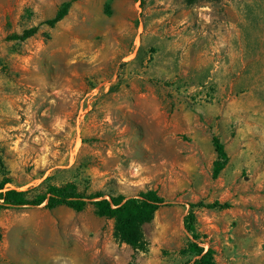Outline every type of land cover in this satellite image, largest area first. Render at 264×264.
Wrapping results in <instances>:
<instances>
[{
    "label": "rangeland",
    "instance_id": "obj_1",
    "mask_svg": "<svg viewBox=\"0 0 264 264\" xmlns=\"http://www.w3.org/2000/svg\"><path fill=\"white\" fill-rule=\"evenodd\" d=\"M2 182L172 206L146 251L93 205L0 210V264H187L194 234L217 264H264V0H0ZM216 201L232 207L196 208L190 231V205Z\"/></svg>",
    "mask_w": 264,
    "mask_h": 264
},
{
    "label": "trees",
    "instance_id": "obj_2",
    "mask_svg": "<svg viewBox=\"0 0 264 264\" xmlns=\"http://www.w3.org/2000/svg\"><path fill=\"white\" fill-rule=\"evenodd\" d=\"M72 2L65 3L57 14L42 22L50 28H54L69 13ZM39 31V26L25 29L21 34H13L6 39L10 41H25L34 37ZM213 145L217 158L213 164V179H218L222 171L228 164V155L224 144L216 136L213 137ZM8 182L0 184V210L37 208L44 206L48 210H54L58 207L65 206L74 211L81 212L88 205H93L96 213L107 219L115 221L114 232L120 243L127 244L137 251H146L148 241L145 236L144 226L150 224L156 213L164 207L172 206L164 197L160 196L157 191L149 190L140 193L136 197H125L123 195L110 196L109 199L102 193L88 195L84 192H78L74 184L49 185L39 190L33 188L28 191H19L17 189H5ZM207 209H228L232 205L228 202L220 203L218 201L210 204L199 202L190 205L188 219V228L194 232L196 222V208ZM2 235L0 234V240ZM199 237L194 234V241L190 242L184 253H190L194 260L187 264H217L214 258V251L205 250L198 243Z\"/></svg>",
    "mask_w": 264,
    "mask_h": 264
}]
</instances>
